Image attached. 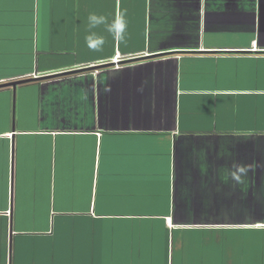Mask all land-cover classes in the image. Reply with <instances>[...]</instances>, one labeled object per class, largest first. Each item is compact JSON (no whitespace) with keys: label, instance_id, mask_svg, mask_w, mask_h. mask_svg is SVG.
I'll use <instances>...</instances> for the list:
<instances>
[{"label":"crops","instance_id":"1","mask_svg":"<svg viewBox=\"0 0 264 264\" xmlns=\"http://www.w3.org/2000/svg\"><path fill=\"white\" fill-rule=\"evenodd\" d=\"M90 13L125 38L92 50ZM26 77L0 264H264V0H0V83Z\"/></svg>","mask_w":264,"mask_h":264},{"label":"clouds","instance_id":"2","mask_svg":"<svg viewBox=\"0 0 264 264\" xmlns=\"http://www.w3.org/2000/svg\"><path fill=\"white\" fill-rule=\"evenodd\" d=\"M100 25H105L107 32L111 34L113 38L119 37L121 40L125 38L128 22L124 13H121L111 22H108L107 18L103 15L90 13L88 16L89 35L86 37V43L92 50H101L105 43V38L93 31Z\"/></svg>","mask_w":264,"mask_h":264},{"label":"water","instance_id":"3","mask_svg":"<svg viewBox=\"0 0 264 264\" xmlns=\"http://www.w3.org/2000/svg\"><path fill=\"white\" fill-rule=\"evenodd\" d=\"M130 60H132V59H130ZM133 60H136V59H133ZM106 65H110L111 66V65H115V63L111 62V63H106V64H103V65H100V66H106ZM90 68L93 69V67H90ZM69 72L71 73V72H77V71H67V72H62V73H57V74H51V75H47V76H42V77H38V78L54 77V76H59V75H62V74H67ZM34 79H36V78L35 77H26V78H22V79H16V80L8 81V82H5V83H0V88L6 87V86H12V87L15 88L18 84H22L24 82H29V81H32Z\"/></svg>","mask_w":264,"mask_h":264},{"label":"built area","instance_id":"4","mask_svg":"<svg viewBox=\"0 0 264 264\" xmlns=\"http://www.w3.org/2000/svg\"><path fill=\"white\" fill-rule=\"evenodd\" d=\"M117 64V63H116Z\"/></svg>","mask_w":264,"mask_h":264}]
</instances>
